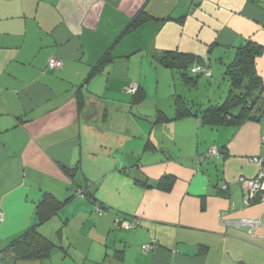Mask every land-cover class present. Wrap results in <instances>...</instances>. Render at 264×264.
I'll return each instance as SVG.
<instances>
[{"label": "crops", "instance_id": "0c3cea01", "mask_svg": "<svg viewBox=\"0 0 264 264\" xmlns=\"http://www.w3.org/2000/svg\"><path fill=\"white\" fill-rule=\"evenodd\" d=\"M141 10L151 19L120 38ZM249 41L262 47L264 82V0H0V264H14L7 249L45 193L67 202L38 229L56 247L27 264H264V201L246 204L239 182L260 170L251 159L264 158V111L239 127L173 120L178 99L204 109L192 103L201 78L191 87L161 61L208 58L212 77L213 58L225 67ZM51 58L63 65L49 69ZM213 147L220 155L207 157ZM164 175L176 177L171 192L136 183ZM85 187L95 201L70 200ZM118 217L140 225L126 230Z\"/></svg>", "mask_w": 264, "mask_h": 264}, {"label": "trees", "instance_id": "16d2710c", "mask_svg": "<svg viewBox=\"0 0 264 264\" xmlns=\"http://www.w3.org/2000/svg\"><path fill=\"white\" fill-rule=\"evenodd\" d=\"M150 19V16H148L144 10H141L124 29L120 38L136 31ZM261 53L262 47L251 41L243 46L237 47L234 59L225 66V77L230 83V90L225 101L221 105H212L206 109H199L197 112H193L182 99H178L175 104L176 114L173 120L195 115L200 118L203 125L212 128L223 126L239 127L248 121H258L264 111V82L256 71V60ZM113 59L114 57L110 50L93 67L87 80L100 73L106 65L113 61ZM161 61L177 69L187 85L196 87L201 76H192L190 69L195 64L202 63V58L176 52H165L161 57ZM133 97L134 103L136 104L143 102L145 98L140 90L137 94L133 95ZM78 103L81 108L83 105V96L81 92L78 93ZM157 121L171 122L172 120L163 112H158ZM78 169L79 168L66 169L65 171L70 177H74ZM175 182L176 177L172 175H164L155 184L136 180V183L142 187L157 188L164 192H171ZM77 196L94 200V193H90L87 187L77 188L70 200ZM66 203L67 202L58 201L49 193H45L42 196L35 206L33 224L20 236L14 239L7 249L13 256L14 264L42 262L50 257L56 244L54 241L43 236L38 229L58 215ZM95 203L97 202H94V204ZM256 203H259V200H256ZM96 206L103 211V214L108 210L102 204L98 203ZM120 219L123 220L122 218ZM123 221L127 220L125 219ZM58 235H61V230L58 232ZM119 259L121 261L123 260V252L120 253Z\"/></svg>", "mask_w": 264, "mask_h": 264}, {"label": "built area", "instance_id": "2783aa9c", "mask_svg": "<svg viewBox=\"0 0 264 264\" xmlns=\"http://www.w3.org/2000/svg\"><path fill=\"white\" fill-rule=\"evenodd\" d=\"M62 65H63L62 61L57 58H51L48 62V68L51 70L58 69ZM209 65H210V61L208 60V58H203V62L200 64H195L190 69V73L192 75H205L207 77H210L211 73L209 70ZM139 90H140V86L136 82L131 83L128 88V92L132 95L137 94ZM262 142L264 143V138L262 139ZM219 155H220L219 150L216 147H213L210 149L207 157H216ZM251 162L260 166V170L258 174L253 178H246V177L239 178V182L242 186L244 193V201L248 205L256 203V200H259V202L264 201V158L253 157L251 159ZM226 187L227 186L225 185L223 188ZM96 211L100 215L103 214V211L99 207H96ZM3 219H4V214L0 209V221H3ZM244 223L250 224L254 228H256L259 224V222H254L251 220H245ZM116 224L118 226L123 227L126 230H133L140 225V220L134 219L129 222L117 218ZM156 245L157 244L155 241H150L149 243L142 246V251L144 253H148L152 251L156 247Z\"/></svg>", "mask_w": 264, "mask_h": 264}, {"label": "rangeland", "instance_id": "374dc122", "mask_svg": "<svg viewBox=\"0 0 264 264\" xmlns=\"http://www.w3.org/2000/svg\"><path fill=\"white\" fill-rule=\"evenodd\" d=\"M228 63L229 62H227V64ZM220 66L221 65L219 64V62L215 58H213L212 66L210 69L214 74L212 75V77H201L198 89L193 90L194 98L192 100V103H197L199 99V103L203 105H201V107H204V109H206L212 105H221L225 101L230 90V83L225 77V67ZM221 72H223L224 75H222ZM190 107L194 111L198 109L193 105H191ZM74 255L76 254L74 253Z\"/></svg>", "mask_w": 264, "mask_h": 264}]
</instances>
